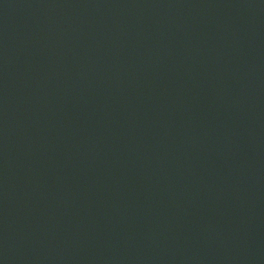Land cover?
Returning a JSON list of instances; mask_svg holds the SVG:
<instances>
[{"label": "water", "instance_id": "obj_1", "mask_svg": "<svg viewBox=\"0 0 264 264\" xmlns=\"http://www.w3.org/2000/svg\"><path fill=\"white\" fill-rule=\"evenodd\" d=\"M0 264H264V0H0Z\"/></svg>", "mask_w": 264, "mask_h": 264}]
</instances>
